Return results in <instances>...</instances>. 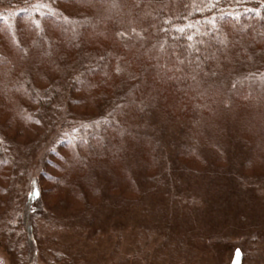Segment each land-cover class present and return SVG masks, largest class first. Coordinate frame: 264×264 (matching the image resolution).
I'll return each instance as SVG.
<instances>
[{"label":"rangeland","instance_id":"rangeland-1","mask_svg":"<svg viewBox=\"0 0 264 264\" xmlns=\"http://www.w3.org/2000/svg\"><path fill=\"white\" fill-rule=\"evenodd\" d=\"M21 1L0 0V20L12 40L24 21L20 12L49 13L65 25L94 19L76 54L64 52L37 69L35 52H28L26 88L32 94L52 89L54 80L69 84L81 77L97 62L87 59V51L110 46L118 52L115 30L100 21L106 8L99 0L90 7L30 0V9H10ZM0 40L7 42L6 36ZM219 67H208L207 80L197 82L206 93L204 105L211 100L208 107L193 106L191 96L152 77L151 70L138 77L136 91V83L120 88L127 77L122 73L103 89L71 94L60 88L45 105L28 102L20 92L13 95L16 104L0 98V139L7 147L5 155L0 153V262L264 264V51ZM244 85L259 86L261 106L238 103L234 95ZM129 91L133 99L146 101L144 115L123 107ZM121 116L138 123L142 139L128 134L120 161L95 159L86 183L63 189L62 195L48 193L60 177L56 164L80 155L86 140ZM37 187L39 196L33 191Z\"/></svg>","mask_w":264,"mask_h":264},{"label":"trees","instance_id":"trees-1","mask_svg":"<svg viewBox=\"0 0 264 264\" xmlns=\"http://www.w3.org/2000/svg\"><path fill=\"white\" fill-rule=\"evenodd\" d=\"M29 1L22 0L13 7L10 5V9H30ZM59 1L66 6L80 4L90 7L89 3L98 0ZM98 2L106 8L100 21L113 27L118 37V52L110 46L96 52L87 51V59L97 62H91L81 77L70 80L68 85L54 80L50 86L52 89H45V93L40 95L32 94L31 89L26 88L30 74L24 62L28 52H35L33 65L37 69L52 65L63 57L64 52L76 54L83 48L80 37L94 19L91 16L86 22L76 18L65 25V20L49 13L20 12L18 17L24 21L20 23L18 36L14 40L9 36L8 26L0 20V36L7 38V42L0 40V69L3 70V73L0 72V98L4 103L16 104L13 95L20 92L28 102L32 99L34 104L45 105L58 95L60 88L65 87L71 94L93 91L95 87L103 89L108 80L122 73H126L127 77L120 82V88L127 84L134 87L136 83V91L140 89L138 77L142 75L139 78L142 80L151 70L152 77L166 82L168 87L182 95L191 96L189 102L193 106L199 107L201 104L208 107L211 100L204 105L203 95L206 93L197 84L198 81L207 80L208 67L219 69L225 62L242 61L264 51V0H125L123 5L121 0ZM144 2L147 4L143 5ZM110 5L113 7L109 8ZM61 44L62 50L59 49ZM12 56L16 59L13 60ZM133 62L136 67L130 68ZM17 66L20 68L17 69ZM40 72L44 76V70ZM262 89L264 91V87ZM262 93L259 86L253 89L244 85L234 96L240 105L255 108L263 104ZM133 94L129 91L127 97H123V107L131 115H144L146 101L133 99ZM18 107L19 112H23L20 105ZM122 110H118V113ZM128 113L123 116L126 118ZM125 118L121 116L122 121L119 122L113 117L111 122H117L116 125L108 126L106 130L100 128L98 136L106 140L98 136L86 140L80 155L70 160L62 158L64 163L56 164L60 171V177H56L58 188H49L47 192L62 195L61 190L70 186L77 188L79 183H86L90 162L95 159L109 157L120 161L127 147L126 136L129 134L134 141L142 139L138 123H126ZM6 148L2 137L0 153L3 151L5 155ZM33 191L38 192L39 196L38 187ZM244 255L242 251L238 255L240 262Z\"/></svg>","mask_w":264,"mask_h":264},{"label":"snow or ice","instance_id":"snow-or-ice-1","mask_svg":"<svg viewBox=\"0 0 264 264\" xmlns=\"http://www.w3.org/2000/svg\"><path fill=\"white\" fill-rule=\"evenodd\" d=\"M46 5H40V7H45ZM179 31H183V29H179ZM189 39H191V37H189ZM0 264H2V262H0Z\"/></svg>","mask_w":264,"mask_h":264}]
</instances>
